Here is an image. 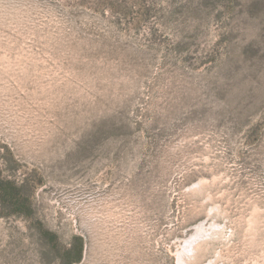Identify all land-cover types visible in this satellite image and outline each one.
Wrapping results in <instances>:
<instances>
[{"label":"rangeland","instance_id":"1","mask_svg":"<svg viewBox=\"0 0 264 264\" xmlns=\"http://www.w3.org/2000/svg\"><path fill=\"white\" fill-rule=\"evenodd\" d=\"M79 249L264 264V0H0V264Z\"/></svg>","mask_w":264,"mask_h":264},{"label":"bare ground","instance_id":"2","mask_svg":"<svg viewBox=\"0 0 264 264\" xmlns=\"http://www.w3.org/2000/svg\"><path fill=\"white\" fill-rule=\"evenodd\" d=\"M206 227L201 223V225L200 226H196V230L199 232L200 230H204ZM196 231V232H197ZM202 232V231H201ZM199 234H201V233H199ZM196 235V234H195ZM195 235H192L191 237H190V239H186V241H185V247H184V250H187V249H193L194 248V246H193V243H194V239H193V236L195 237ZM187 247V249H185Z\"/></svg>","mask_w":264,"mask_h":264},{"label":"trees","instance_id":"3","mask_svg":"<svg viewBox=\"0 0 264 264\" xmlns=\"http://www.w3.org/2000/svg\"><path fill=\"white\" fill-rule=\"evenodd\" d=\"M81 258V250H78V253L76 251V254L71 258L66 260L67 264H72L73 262H78Z\"/></svg>","mask_w":264,"mask_h":264}]
</instances>
